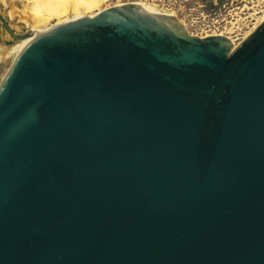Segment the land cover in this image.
<instances>
[{"label": "water", "instance_id": "water-1", "mask_svg": "<svg viewBox=\"0 0 264 264\" xmlns=\"http://www.w3.org/2000/svg\"><path fill=\"white\" fill-rule=\"evenodd\" d=\"M0 264H264V21L233 46L123 4L21 46L0 79Z\"/></svg>", "mask_w": 264, "mask_h": 264}, {"label": "rangeland", "instance_id": "rangeland-1", "mask_svg": "<svg viewBox=\"0 0 264 264\" xmlns=\"http://www.w3.org/2000/svg\"><path fill=\"white\" fill-rule=\"evenodd\" d=\"M128 3H145L174 12L191 35L202 37L222 33L237 42L253 26L257 16L264 13V0H107L103 7ZM23 5L26 4L20 0H0V16L18 35L29 29L22 12ZM55 21L50 19L47 26ZM14 42L0 21V50L11 47ZM11 56L0 59V79L12 61Z\"/></svg>", "mask_w": 264, "mask_h": 264}, {"label": "bare ground", "instance_id": "bare-ground-1", "mask_svg": "<svg viewBox=\"0 0 264 264\" xmlns=\"http://www.w3.org/2000/svg\"><path fill=\"white\" fill-rule=\"evenodd\" d=\"M20 1L26 4L23 5L22 12L29 26V29L27 30V32H29V35L26 38L15 40V42L11 47L1 49L0 59L8 58L11 55H12L11 57L14 58V56L21 48V46L25 45L34 35L40 33L43 29L49 26L62 22L63 20L69 18L74 14H79L80 16L86 15L90 17L107 8V7H103L104 3L107 0H20ZM140 4L147 5L145 3H140ZM140 4L128 3L127 5H140ZM119 5H123V4H119ZM172 13L175 15L174 12ZM50 19H55L56 21L50 24L49 26H47L48 21ZM178 20L186 28L185 23L181 19ZM263 21H264V13L260 16H257L256 21L253 23V26L248 31L245 32L241 40L247 37ZM215 35H222V33H218ZM226 37L231 40L233 46L239 43L236 41L237 39L233 40L231 39V37L228 36Z\"/></svg>", "mask_w": 264, "mask_h": 264}]
</instances>
